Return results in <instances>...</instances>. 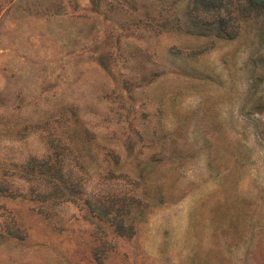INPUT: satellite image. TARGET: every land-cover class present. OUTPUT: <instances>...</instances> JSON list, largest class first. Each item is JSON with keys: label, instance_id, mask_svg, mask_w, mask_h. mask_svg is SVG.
<instances>
[{"label": "rangeland", "instance_id": "1", "mask_svg": "<svg viewBox=\"0 0 264 264\" xmlns=\"http://www.w3.org/2000/svg\"><path fill=\"white\" fill-rule=\"evenodd\" d=\"M192 8L0 0V264H264V25Z\"/></svg>", "mask_w": 264, "mask_h": 264}, {"label": "trees", "instance_id": "2", "mask_svg": "<svg viewBox=\"0 0 264 264\" xmlns=\"http://www.w3.org/2000/svg\"><path fill=\"white\" fill-rule=\"evenodd\" d=\"M235 3L233 9L231 5ZM192 16L196 23H201L213 31L217 38L232 37L231 16L232 12H237L243 17L256 16L260 17L264 25V0H192ZM202 10L207 14L214 13L215 19H200L197 11ZM196 13V14H195ZM264 28V27H263Z\"/></svg>", "mask_w": 264, "mask_h": 264}]
</instances>
